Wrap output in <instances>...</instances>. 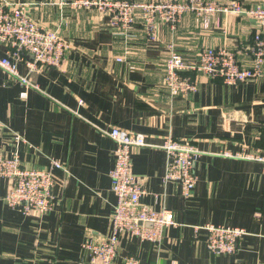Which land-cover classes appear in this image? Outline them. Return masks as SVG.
Masks as SVG:
<instances>
[{
	"label": "crops",
	"instance_id": "0c3cea01",
	"mask_svg": "<svg viewBox=\"0 0 264 264\" xmlns=\"http://www.w3.org/2000/svg\"><path fill=\"white\" fill-rule=\"evenodd\" d=\"M7 1L23 4L70 48L60 68L18 64L34 88L0 66V152L18 155L30 169H48L53 160L64 165L54 170L53 207L45 215L10 207L12 182L0 176V264H92L82 245L111 235L117 205L110 178L116 143L107 134L114 127L146 136L132 157L145 189L141 201L172 210L176 223L159 245L121 232L114 264L129 255L141 264H264V161L256 157L264 156V64L261 77L244 83L186 72L196 91L174 96L165 87L171 46L188 64L207 48H221L251 67L249 46L262 30L248 10L261 0H216L227 10L207 20L187 11L176 28L159 22L153 41L140 11L122 32L107 14L73 7V0ZM168 138L189 140L201 151L189 197L178 181L166 179ZM206 224L245 229L237 253L211 252Z\"/></svg>",
	"mask_w": 264,
	"mask_h": 264
},
{
	"label": "built area",
	"instance_id": "2783aa9c",
	"mask_svg": "<svg viewBox=\"0 0 264 264\" xmlns=\"http://www.w3.org/2000/svg\"><path fill=\"white\" fill-rule=\"evenodd\" d=\"M63 3V2H62ZM64 4V3H63ZM73 7L97 9L110 17V26L122 32L132 28L140 11L145 30L153 41L159 22L176 28L183 14L194 11L205 20L218 12L227 10L216 0H155L138 3L135 0H73ZM236 12L244 11L240 5ZM248 13L261 25L249 46L253 65L244 67L236 54L226 49L207 48L200 59L188 64L174 46L166 62L165 87L174 96L189 94L197 90L195 77L186 75L203 73L213 79H220L227 85H235L262 76L264 64V0ZM6 48V57L0 58V66L12 77L19 78L28 87L37 85L22 76L18 64L25 62L31 71L40 68H60L63 65L69 43L60 34L33 20L23 4L0 0V47ZM28 58V59H27ZM27 59V60H26ZM122 58H118L121 61ZM22 96H26L23 92ZM107 134L115 141V163L110 172L111 187L117 196V205L112 217V233L98 241L83 243V254L92 264H114L118 256L119 234L129 233L142 240L159 245L165 230L174 226V212L167 208L156 210L142 203L145 194L143 181L132 170L134 150L145 146L146 136L140 132L112 128ZM21 136L16 135L17 141ZM167 152V180L178 181L185 197H189L197 184L196 164L201 151L189 140L178 141L168 138L164 144ZM254 157L253 155H249ZM264 161V156H256ZM58 160L52 161L48 169H30L22 165L18 155L7 156L0 152V176L11 180L5 201L12 208L19 207L26 214L45 215L53 207L55 169H63ZM207 235V245L214 254H236L246 230L240 227L206 224L201 227ZM200 229V228H198ZM125 264H141L132 255L125 258Z\"/></svg>",
	"mask_w": 264,
	"mask_h": 264
}]
</instances>
